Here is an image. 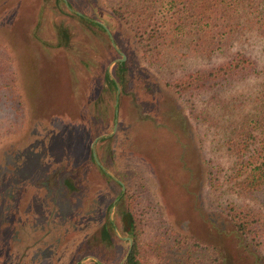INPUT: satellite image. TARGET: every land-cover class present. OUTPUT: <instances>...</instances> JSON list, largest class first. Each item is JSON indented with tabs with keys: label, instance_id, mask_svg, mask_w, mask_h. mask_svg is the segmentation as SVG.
I'll use <instances>...</instances> for the list:
<instances>
[{
	"label": "rangeland",
	"instance_id": "1",
	"mask_svg": "<svg viewBox=\"0 0 264 264\" xmlns=\"http://www.w3.org/2000/svg\"><path fill=\"white\" fill-rule=\"evenodd\" d=\"M119 2L131 0H0V45L11 55L20 100L14 109L0 102V264H119L130 243L125 212L143 264H167L170 225L240 260L220 232L226 207L242 201V176L221 131L200 117L209 108L220 117L218 98L235 100L254 83L230 79L178 93L174 80L230 55L154 62L148 30L136 32L138 5L122 19ZM105 14L116 23L109 27ZM236 50L264 62L257 39Z\"/></svg>",
	"mask_w": 264,
	"mask_h": 264
},
{
	"label": "trees",
	"instance_id": "2",
	"mask_svg": "<svg viewBox=\"0 0 264 264\" xmlns=\"http://www.w3.org/2000/svg\"><path fill=\"white\" fill-rule=\"evenodd\" d=\"M132 1L126 7L119 2L114 13L125 19V9L138 5L136 10L140 14L136 15L141 25L136 27V32L142 28L148 30L146 52L150 58L154 56V62L167 66L186 57L230 55L217 65L188 72L174 80L171 86L178 93L201 86H222L230 79L248 78L254 83L246 91L250 93H243L235 100L233 97H219L215 106L222 113L220 117L211 115V108L202 109L204 114L200 117L221 131L223 146L235 159L233 168L238 176H242L237 183V193L242 201L226 207L224 214L229 222L220 232L225 239L233 242L240 260L231 261L217 245L179 234L170 225L167 232L168 237L174 238L171 246L174 251L165 258V262L264 264V62L259 65L253 57L240 50L230 53L239 41L247 42L251 38L257 39L264 51V0H135L133 4ZM75 16L83 19L86 25L105 31L100 21ZM108 19L109 27L116 23L115 17L109 16ZM110 48L115 52L113 47ZM11 62L10 53L0 45V102L14 109L13 106L19 105L20 100L17 103L19 98L13 93L17 90L18 79L11 70ZM123 219L124 235L130 242L123 264H143L138 230L132 223V216L125 212ZM105 224L114 235V225L108 216ZM104 229L101 228L102 234ZM109 239L97 241L106 246L110 243Z\"/></svg>",
	"mask_w": 264,
	"mask_h": 264
},
{
	"label": "water",
	"instance_id": "3",
	"mask_svg": "<svg viewBox=\"0 0 264 264\" xmlns=\"http://www.w3.org/2000/svg\"><path fill=\"white\" fill-rule=\"evenodd\" d=\"M106 30H107L108 34L110 35V32L108 31L107 28H106ZM110 37H111V36H110ZM111 41H112V44L115 46V48H117L116 45H115V43H114V40H113L112 38H111ZM117 49H118V48H117ZM121 55H122L121 60H123V59H124V55H123V54H121ZM107 78H108V80H112V81H114L113 78H112V76H111L110 68H109V67H108V69H107ZM95 142H96V139H95V140L93 141V143H92V155H93L95 161H96L99 165H101L100 162L98 161V158H97L96 153H95V151H94V147H93V145H94ZM101 167H102V166H101ZM102 168H103V167H102ZM103 169H104V168H103ZM123 190H124V186H123V184H122V192L120 193V195L123 193ZM109 219H110V221L113 223V220L111 219V216L109 217ZM125 259H126V255H125V257L123 258V260H122L119 264H123V262H124ZM96 261H97L98 264H103L101 261H98V260H96ZM79 264H82V262L80 261Z\"/></svg>",
	"mask_w": 264,
	"mask_h": 264
}]
</instances>
